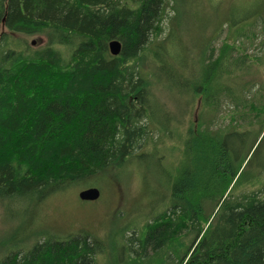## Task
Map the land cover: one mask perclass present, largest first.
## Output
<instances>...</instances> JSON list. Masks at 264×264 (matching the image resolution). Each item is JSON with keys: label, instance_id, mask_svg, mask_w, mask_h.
Segmentation results:
<instances>
[{"label": "trees", "instance_id": "obj_1", "mask_svg": "<svg viewBox=\"0 0 264 264\" xmlns=\"http://www.w3.org/2000/svg\"><path fill=\"white\" fill-rule=\"evenodd\" d=\"M167 2L0 0V208L33 212L74 186L96 188L129 165L173 158L168 201L151 217L117 223L102 238L30 229L1 244L0 264H264V176L244 180L229 147L240 122L264 128L255 76L264 4L218 18L191 61L178 43L179 65L171 34L160 39ZM14 36L47 44L34 50ZM158 90L184 98V120L157 115L149 101Z\"/></svg>", "mask_w": 264, "mask_h": 264}, {"label": "rangeland", "instance_id": "obj_2", "mask_svg": "<svg viewBox=\"0 0 264 264\" xmlns=\"http://www.w3.org/2000/svg\"><path fill=\"white\" fill-rule=\"evenodd\" d=\"M251 1L253 0H169L165 4L164 33L160 39L166 40L171 34L167 49L173 56V62L181 65L184 61L178 43L191 52L188 60L191 61L196 54L195 47L202 39H207L211 35L216 21H219L218 18L223 20V17L231 14L239 18L252 7L264 4L263 0H256L257 2L251 5ZM178 3L177 12L173 7ZM14 37L23 43L27 42L29 45L32 43L34 50H39L47 44V39L43 36ZM220 40L214 42L215 47L220 45ZM252 50L251 48L250 51ZM255 76L257 80L264 82L263 66L255 72ZM158 91L155 99L149 101L157 115L164 118L165 114H169L171 120L172 118L176 121L184 120V98L178 95L173 97L162 90ZM223 110V114L227 116L223 118L224 123H229L230 114L226 113L228 109ZM197 115L198 110L194 107L188 119L190 117L196 119ZM187 123L188 120L184 128L187 127ZM241 126L245 125L240 122V125L236 126L238 130L231 132L232 139L229 145L233 148L231 166L241 167L240 173L244 180L253 173L259 174L260 171L264 176V128L246 131L244 127L241 130ZM166 146H175L174 141L168 142ZM160 153L163 155L162 151ZM177 158H180V153ZM172 160V157L170 161L168 158L162 159L160 164L157 162L151 166L145 162L135 163L129 165L118 176H114L113 173L102 176L96 187L100 190L101 197L96 202L81 201L79 193L86 188L74 186L65 193L50 197L40 208H34L33 212H25V205L11 206L8 209L0 208V253L2 243L7 240H10V243L18 242L29 234L30 229L48 230L62 238L81 231H89L102 238L110 234L117 223L124 225L151 217V213L160 211L168 201L170 193L164 190V185L170 177L168 164ZM240 160L241 165H237Z\"/></svg>", "mask_w": 264, "mask_h": 264}, {"label": "water", "instance_id": "obj_3", "mask_svg": "<svg viewBox=\"0 0 264 264\" xmlns=\"http://www.w3.org/2000/svg\"><path fill=\"white\" fill-rule=\"evenodd\" d=\"M109 50L112 56H118L121 53L122 44L119 41H113L109 44ZM100 197L101 192L95 187L84 189L79 193V199L83 202H96Z\"/></svg>", "mask_w": 264, "mask_h": 264}, {"label": "bare ground", "instance_id": "obj_4", "mask_svg": "<svg viewBox=\"0 0 264 264\" xmlns=\"http://www.w3.org/2000/svg\"><path fill=\"white\" fill-rule=\"evenodd\" d=\"M231 152V151H230Z\"/></svg>", "mask_w": 264, "mask_h": 264}]
</instances>
